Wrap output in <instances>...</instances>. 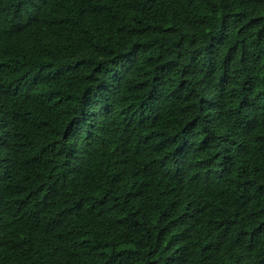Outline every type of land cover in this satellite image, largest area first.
Instances as JSON below:
<instances>
[{
  "label": "trees",
  "instance_id": "trees-1",
  "mask_svg": "<svg viewBox=\"0 0 264 264\" xmlns=\"http://www.w3.org/2000/svg\"><path fill=\"white\" fill-rule=\"evenodd\" d=\"M0 264H264V0H0Z\"/></svg>",
  "mask_w": 264,
  "mask_h": 264
}]
</instances>
